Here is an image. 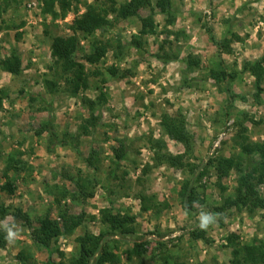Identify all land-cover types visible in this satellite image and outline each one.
Segmentation results:
<instances>
[{
  "label": "rangeland",
  "instance_id": "1",
  "mask_svg": "<svg viewBox=\"0 0 264 264\" xmlns=\"http://www.w3.org/2000/svg\"><path fill=\"white\" fill-rule=\"evenodd\" d=\"M151 1L153 9H142L138 16L110 15L96 37L109 41L111 48L95 65L86 62L91 47L80 36L76 59L85 65L90 86L72 96L51 55L54 39L76 34L74 20L89 5L109 0H79L65 16L59 10L44 12L41 0H0V60L16 54L22 61L17 76L0 66V206L10 212L23 209L34 226L49 210L58 219L61 210L83 216L72 235L54 241L56 263L75 256L78 236L105 229L99 220L104 208L135 219L134 233L120 242L119 264L137 261H129L124 252L143 239L150 241L143 256L149 264H162L174 254L189 264H234L229 234L237 233L242 243L264 241V210H216L226 197L235 196L238 177L232 171L219 179L218 159L240 154L238 135L249 141L264 139V75L259 87L256 77L243 70L246 61L264 55V0H171L170 13L157 5L159 0ZM148 15L155 20L156 34L140 33ZM133 37L143 46L134 45ZM118 45L125 55L115 56ZM157 55L171 60L164 62ZM189 55L200 59L199 67L188 68ZM112 67L120 72L113 76ZM223 67L237 76L224 80L211 75V68ZM45 79H57L60 91H49ZM32 95L36 101L30 100ZM83 96L97 101L93 110L84 105ZM164 114L186 117L193 134L189 153L163 130ZM92 116L96 125L88 132L81 126ZM65 133L77 138L80 151ZM122 140L129 153L125 161H118L114 148ZM19 151L25 154L17 156ZM164 152L184 154L185 166L156 162V153ZM12 155L27 163L18 175L10 172L13 181L4 177ZM203 169L207 173L195 187L204 203L186 211L182 184ZM79 178L93 196L76 186ZM9 180L13 192L7 188ZM259 189L264 194V185ZM143 205L152 207L144 210ZM202 215L210 218L206 229L200 228ZM0 227L16 233L0 248V264H20V251L31 253L39 264H49V252L34 245L24 220L8 215L0 219ZM202 230L204 238L191 234Z\"/></svg>",
  "mask_w": 264,
  "mask_h": 264
},
{
  "label": "trees",
  "instance_id": "2",
  "mask_svg": "<svg viewBox=\"0 0 264 264\" xmlns=\"http://www.w3.org/2000/svg\"><path fill=\"white\" fill-rule=\"evenodd\" d=\"M44 5V12L60 11L62 16H65L79 0H41ZM157 5L162 8L164 12H171V0H159ZM142 9H153L151 0H130L123 4H118L116 0H109L102 4L95 2L89 5L86 10L74 20V29L76 34L68 38L56 37L52 45L51 55L59 64L61 71V79L65 80L67 87L66 92L72 96L80 95L82 90H86L90 86L89 75L85 71V65L76 59L77 51L81 46V37L89 41L91 53L85 55V60L89 64H97L109 52L111 45L109 41H104L96 34L98 31L105 29L110 21V15H115L117 19H127L130 17L138 16ZM79 10V9H78ZM169 22H173L168 18ZM156 23L152 15H148L143 19L142 28L140 33L143 35L156 34ZM212 29H209L211 31ZM240 39L239 36H237ZM212 39L218 42L216 36L212 35ZM227 40V39H226ZM224 39L223 44L226 42ZM132 43L138 47H142L143 43L140 38L133 37ZM115 45H113L114 47ZM122 45H118V49L114 50L116 57L125 55ZM226 45H223L225 47ZM126 49V48H125ZM158 59L168 62L170 56L157 55ZM188 68L192 69L194 66H200V59L189 55L187 58ZM0 66L3 70L13 74L20 75L22 71L21 58L13 54L9 57L0 60ZM111 74L117 75L120 72L119 68L112 67L109 69ZM244 71L252 73L256 77V85L260 87L261 79L264 75V55L255 61H246L244 64ZM95 71L94 73H96ZM210 73L217 79H234L237 73H231L227 68L221 69L211 68ZM102 74V73H101ZM46 88L51 92L60 91L61 83L57 79H45ZM30 100L36 101V95H32ZM2 102V97L0 103ZM84 105L93 110L97 101H93L88 97H82ZM82 124V128L89 132V126L96 125V118L93 116L86 119ZM162 128L165 133L172 139H175L185 145L187 153L191 151V143L193 134L188 127L186 117L182 114L170 115L164 114L161 122ZM71 145L77 151H80L79 142L76 137L69 133H65ZM240 139L241 151L238 156L221 157L217 161V172L219 179L229 176L230 172L235 171L238 175L237 185L235 188L234 197H226L224 205L216 207L217 211H224L227 208H247L250 211L256 209L264 210V194L260 192V186L264 185V139L258 141H249L246 135H238ZM159 147L166 148L165 143L158 141ZM115 156L118 161H125L128 158L129 147L127 143L122 140L119 145L114 148ZM25 153L18 152L16 155L20 156ZM158 154V155H157ZM156 162L166 163L172 167L182 168L185 166L184 154L174 155L169 152H164L159 155L156 153ZM17 156H9L6 160V168L4 177L10 178V172L24 169L27 163L21 161ZM258 156V159H255ZM22 162V163H21ZM90 162V161H89ZM213 163L212 160L209 164ZM19 164V165H18ZM32 168V167H31ZM19 173V172H18ZM207 173V169H203L198 175L193 174L192 178L186 179L182 184L183 192L181 194V203L186 211H194L196 204H203L204 200L201 199L195 187V182L202 178ZM12 180V178H10ZM8 181L7 188L12 190V182ZM13 181V180H12ZM82 181V182H81ZM14 184V183H13ZM86 181L82 178L76 181V186L82 187L87 196H93V193H87ZM4 189V187L2 188ZM225 190V187H223ZM82 190V191H83ZM223 190V191H224ZM61 203L60 199L57 200ZM151 205H143L144 210L151 208ZM13 210V209H12ZM0 219H5L8 215H12L15 219L25 221V225L31 230V240L34 245L40 249H45L49 252V264H119L122 261L120 254V242L126 240L130 234L134 233V217L130 215H120L114 213L111 208H104L101 210L100 222L104 225L105 229L100 233H92L87 230L81 236H78V248L69 261H60L56 263L52 258V245L62 235H72L76 228L83 224V216L71 215L66 210H61L59 216L62 219L52 217V211L49 210L34 226L31 216L21 208L10 209L5 206H0ZM95 218V217H93ZM194 238H204L206 231H198L191 233ZM229 242L233 246L234 264H264V241L256 242L251 241L242 243L239 241L237 233H231L228 236ZM8 230L0 227V248H5L8 244ZM150 244L149 239L135 241L134 246L125 251L127 259L132 261L137 259L133 264H149L143 258L147 252V246ZM161 244V243H160ZM63 255V253H62ZM166 259L162 264H189L186 261L180 260L175 254ZM20 264H39L34 260L31 253L20 251L18 255ZM175 258V260H173Z\"/></svg>",
  "mask_w": 264,
  "mask_h": 264
},
{
  "label": "clouds",
  "instance_id": "3",
  "mask_svg": "<svg viewBox=\"0 0 264 264\" xmlns=\"http://www.w3.org/2000/svg\"><path fill=\"white\" fill-rule=\"evenodd\" d=\"M200 228L202 229H206L210 223V218L208 216H200ZM16 236V233H13V232H9L8 234V239L9 241H11L14 237Z\"/></svg>",
  "mask_w": 264,
  "mask_h": 264
},
{
  "label": "built area",
  "instance_id": "4",
  "mask_svg": "<svg viewBox=\"0 0 264 264\" xmlns=\"http://www.w3.org/2000/svg\"><path fill=\"white\" fill-rule=\"evenodd\" d=\"M218 145V143H216V146Z\"/></svg>",
  "mask_w": 264,
  "mask_h": 264
}]
</instances>
